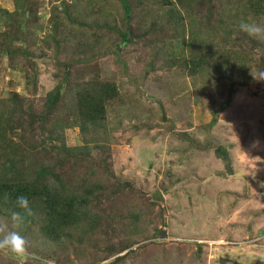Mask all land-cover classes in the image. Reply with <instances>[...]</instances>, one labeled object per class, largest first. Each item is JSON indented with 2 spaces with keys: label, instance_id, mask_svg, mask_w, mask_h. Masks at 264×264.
<instances>
[{
  "label": "trees",
  "instance_id": "1",
  "mask_svg": "<svg viewBox=\"0 0 264 264\" xmlns=\"http://www.w3.org/2000/svg\"><path fill=\"white\" fill-rule=\"evenodd\" d=\"M57 1L47 0L51 5V33L46 38L51 39L57 51L61 40L72 38L79 42L70 44L78 56L75 62L113 56L115 62L123 63L118 57L126 45L147 40L153 44L149 68L159 64V69L175 70L181 76L207 79L216 88L221 80L228 81L225 100L216 109L210 106L212 119L201 126L203 129L217 124L236 87L249 89L258 83L264 86V81L253 78L264 70V40L249 36L239 27L241 22L264 26V0H75L71 6L61 1L62 12L52 5ZM43 5L45 0H23L12 13L0 10V54L9 57L11 70H20L24 76V94L14 91L0 98V218L9 221V230H16L11 228L10 216L19 210L14 203L16 197L24 195L33 212L24 224L25 230L35 228L46 245L57 249L74 245L72 241L87 248L94 245L91 236L101 230L102 222L109 229L110 221L126 219L132 222L128 228L134 234L136 223L156 203L149 199L147 208H132L135 215L126 211L122 218L103 216L100 209L102 200L117 190L145 196L118 178L107 159L111 158L114 132L122 127L125 111L143 103L149 117L156 116L152 112L156 106L158 114L161 112L151 101L154 107L146 105L148 98L142 86L127 91L115 78L103 76L94 67L81 71L71 81L72 61L56 62L62 68L63 79L44 97L39 96L36 61L42 58L24 46L44 34L45 27L34 20ZM32 20L36 23L31 25ZM102 44L105 48H101ZM18 58L21 64L15 62ZM205 85L203 82L201 87L206 89ZM166 86L161 89L166 91ZM68 87L73 95L66 112L63 107L67 105L62 100ZM75 129L80 143L69 146L67 134H73ZM165 133L191 148L212 150L225 173L232 175L229 148L218 139L201 144L185 131L171 128ZM5 193L9 195L7 202ZM161 220L162 229L163 216ZM161 229L155 227L153 231L156 234ZM24 236L29 244V236ZM124 243L117 251L107 249L104 258L120 254L112 264L124 263L133 254L130 247L134 246L131 241ZM76 253L82 254V250L76 249ZM50 258L58 260L57 253ZM104 258L94 256L87 263H99Z\"/></svg>",
  "mask_w": 264,
  "mask_h": 264
},
{
  "label": "rangeland",
  "instance_id": "2",
  "mask_svg": "<svg viewBox=\"0 0 264 264\" xmlns=\"http://www.w3.org/2000/svg\"><path fill=\"white\" fill-rule=\"evenodd\" d=\"M61 1L71 6L75 0H58L52 4L62 12ZM22 2L0 0V10L12 13L16 4ZM50 10L51 5L45 0L36 19L33 18L37 25L45 27L44 34H39L38 41L24 46L34 56L42 58L36 61L39 96L44 97L62 81V68L56 62L69 64L72 61L71 81L81 71L94 67L103 76L115 78L127 91L133 92L137 86H142L144 95L150 99L145 101L149 108L156 106V101L162 104L165 121L161 120L157 106L152 110L156 116L151 117L145 113L143 103L125 111L126 118L122 127L114 132L116 142L111 146V158L107 159L118 178L132 184L145 196L117 190L115 195L102 200L100 209L104 211L103 216L122 218L126 211L135 215L132 208H147L145 203L149 199L156 203L149 206L146 215L136 223L134 234L128 228L132 222L126 219L110 221L109 229L102 222L101 230L91 236L94 245L87 248L75 241H72L74 245L58 249L48 246L35 228L25 230L23 225L16 230L29 236V251L17 256L0 249V262L42 264L44 258L52 259L50 255L56 252V264H88L89 258L102 259L108 255L107 249L117 251L125 245L124 241H131L134 246L130 247L133 251L130 253L133 254L119 264H264V86L258 83L249 89L236 87L217 124L203 129L201 126L212 119L210 106L216 109L225 100L228 81L221 80L216 88L207 79L181 76L175 70L159 69V64L149 68L148 56L153 44L147 40L123 48L118 59L124 64L115 62L113 56L75 62L78 56L70 44L79 42L72 38L61 40L57 51L51 39L46 38L51 33ZM34 20L31 25L36 23ZM1 23L4 30L3 20ZM101 48H105V44ZM85 56L89 58L88 54ZM21 60L18 58L15 62L21 64ZM10 63L7 55L0 54V98L14 91L24 94L23 72L11 70ZM203 82L206 89L201 87ZM165 84L168 87L163 91L161 87ZM72 95V88L68 87L62 100L67 105L63 107L66 112ZM171 128L189 133L201 144L218 139L229 148L232 175L225 173L212 150L191 148L171 133H165ZM67 143L69 146L80 143L77 129L67 134ZM161 216L165 222L162 229ZM155 227L161 229L156 234ZM76 249L82 250V254L78 255ZM119 255L112 253L95 264H112Z\"/></svg>",
  "mask_w": 264,
  "mask_h": 264
},
{
  "label": "clouds",
  "instance_id": "3",
  "mask_svg": "<svg viewBox=\"0 0 264 264\" xmlns=\"http://www.w3.org/2000/svg\"><path fill=\"white\" fill-rule=\"evenodd\" d=\"M241 31L245 32L251 37H255L259 40H264V26H260L256 23L241 22L239 25ZM255 80L264 81V70L258 71ZM258 144V142H256ZM4 201L9 200V195L4 194ZM15 207L18 211H12L10 216L11 228L20 229L25 223L28 217L33 215L32 209L29 206V199L24 195H19L15 199ZM0 249H6L17 256H24L27 253L28 241L20 231L9 230V221L0 218ZM42 264H56L54 259H46L42 261Z\"/></svg>",
  "mask_w": 264,
  "mask_h": 264
},
{
  "label": "water",
  "instance_id": "4",
  "mask_svg": "<svg viewBox=\"0 0 264 264\" xmlns=\"http://www.w3.org/2000/svg\"><path fill=\"white\" fill-rule=\"evenodd\" d=\"M156 104L158 105V107H159V109H160V112H161V115H162L161 120H162V121H165V120H166V115H165V113H164V109H163V107H162V104H161L160 102H158V101H156Z\"/></svg>",
  "mask_w": 264,
  "mask_h": 264
}]
</instances>
